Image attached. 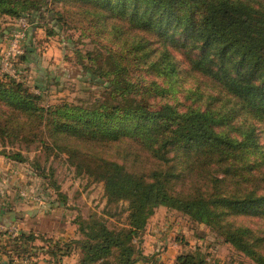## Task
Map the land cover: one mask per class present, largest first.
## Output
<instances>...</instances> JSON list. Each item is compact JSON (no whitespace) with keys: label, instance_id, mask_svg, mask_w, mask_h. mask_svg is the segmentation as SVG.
<instances>
[{"label":"trees","instance_id":"obj_1","mask_svg":"<svg viewBox=\"0 0 264 264\" xmlns=\"http://www.w3.org/2000/svg\"><path fill=\"white\" fill-rule=\"evenodd\" d=\"M56 2L82 16L84 8L94 10L96 27L112 24L118 37L129 36L126 54L110 71L85 67L90 83L107 81L109 88L89 106L39 108L40 96L23 83L0 82L2 137L16 135L10 119H37L52 149L104 185L108 207L127 204V228L110 230L102 219L80 223V264H136L142 253L135 239L161 207L210 227L264 264V0H0V14L30 22L50 15L63 29L67 21ZM139 66L168 80L169 91L159 81L135 83ZM180 68L183 85H193L179 92L182 98ZM152 92L171 98L154 108ZM4 156L26 162L21 153ZM19 237L28 251L34 234ZM176 264L209 263L186 253Z\"/></svg>","mask_w":264,"mask_h":264},{"label":"rangeland","instance_id":"obj_2","mask_svg":"<svg viewBox=\"0 0 264 264\" xmlns=\"http://www.w3.org/2000/svg\"><path fill=\"white\" fill-rule=\"evenodd\" d=\"M54 5L67 21L63 29L49 21L50 15L30 22L23 16L0 14V82L9 83L12 78L23 83L40 96L39 108L89 106L104 99L109 88L107 81L90 83L92 77L85 67L110 71L113 60L127 52L124 42L128 33L118 37L112 24L105 29L96 27L94 10L84 8L82 16L67 4ZM48 30H54L55 36H49ZM19 49L23 57L17 54ZM26 50L31 54L26 55ZM176 56L182 61L179 54ZM122 64L128 66V62ZM129 66L132 71L134 66ZM136 68L135 83L148 87L159 81L158 86L169 91L168 80L146 74L144 66ZM180 71L176 91L182 98L179 92L193 85L188 80L183 85L186 75ZM151 94L154 108L171 98ZM0 111L4 109L0 107ZM8 127L16 135H0V264H27L22 260L27 258L28 264H80L77 242L83 240L81 222L102 219L116 231L128 227L127 204L108 207L104 185L78 174L67 153L52 149L37 119H10ZM6 153H21L26 162L11 161L4 156ZM36 165L48 179L39 177L43 171ZM21 232L35 236L28 251L18 241ZM134 243L142 253L136 255V264H176L177 257L186 253L202 254L209 264H257L225 244L210 227L165 207L155 211Z\"/></svg>","mask_w":264,"mask_h":264},{"label":"built area","instance_id":"obj_3","mask_svg":"<svg viewBox=\"0 0 264 264\" xmlns=\"http://www.w3.org/2000/svg\"><path fill=\"white\" fill-rule=\"evenodd\" d=\"M13 46H16V45H13ZM19 50H20V51H17V54H18V55H21V54H22L21 49H19ZM23 54H24V53H23ZM23 54H22V55H23Z\"/></svg>","mask_w":264,"mask_h":264}]
</instances>
